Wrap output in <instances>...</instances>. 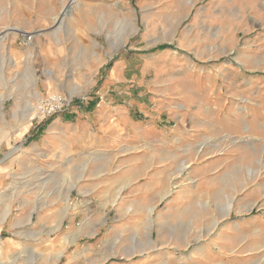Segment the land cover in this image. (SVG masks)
Wrapping results in <instances>:
<instances>
[{"label": "rangeland", "instance_id": "obj_1", "mask_svg": "<svg viewBox=\"0 0 264 264\" xmlns=\"http://www.w3.org/2000/svg\"><path fill=\"white\" fill-rule=\"evenodd\" d=\"M5 212L0 264H264V0H0Z\"/></svg>", "mask_w": 264, "mask_h": 264}, {"label": "built area", "instance_id": "obj_2", "mask_svg": "<svg viewBox=\"0 0 264 264\" xmlns=\"http://www.w3.org/2000/svg\"><path fill=\"white\" fill-rule=\"evenodd\" d=\"M61 101H62V97L52 95L38 105V111L48 114L53 113L56 110V108L59 107L60 103H62Z\"/></svg>", "mask_w": 264, "mask_h": 264}, {"label": "crops", "instance_id": "obj_3", "mask_svg": "<svg viewBox=\"0 0 264 264\" xmlns=\"http://www.w3.org/2000/svg\"><path fill=\"white\" fill-rule=\"evenodd\" d=\"M13 29H14V28H13ZM8 33H10V32H7L5 35H3V36H2V39L6 38V37L8 36V35H7ZM27 111H28V109H27ZM27 116L29 117L28 114H27V115L25 114V115H24V118H26ZM58 151H59V149H54V152H58ZM185 167H186V166H185V164H184V169H185ZM6 217H7V213L5 212V213L2 215V219L0 220V226H1V224L3 223V221L6 219Z\"/></svg>", "mask_w": 264, "mask_h": 264}, {"label": "bare ground", "instance_id": "obj_4", "mask_svg": "<svg viewBox=\"0 0 264 264\" xmlns=\"http://www.w3.org/2000/svg\"><path fill=\"white\" fill-rule=\"evenodd\" d=\"M74 1H76V0H71V2H74ZM231 207H232V205H231V201L228 203V205H227V209L229 210V209H231Z\"/></svg>", "mask_w": 264, "mask_h": 264}]
</instances>
